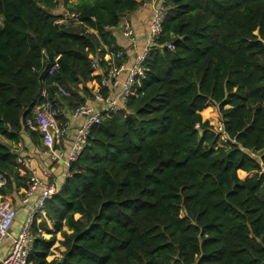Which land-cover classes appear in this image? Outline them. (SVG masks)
Returning a JSON list of instances; mask_svg holds the SVG:
<instances>
[{"label": "trees", "instance_id": "1", "mask_svg": "<svg viewBox=\"0 0 264 264\" xmlns=\"http://www.w3.org/2000/svg\"><path fill=\"white\" fill-rule=\"evenodd\" d=\"M145 1L64 0L79 21L62 23L58 0H0L1 194L29 188L14 146L23 129L40 137L25 124L40 93L58 82L70 109L93 99L86 84L129 58L113 29ZM165 5L141 86L92 127L44 203L62 257L47 260L56 232L38 233L29 264H264V0Z\"/></svg>", "mask_w": 264, "mask_h": 264}, {"label": "built area", "instance_id": "2", "mask_svg": "<svg viewBox=\"0 0 264 264\" xmlns=\"http://www.w3.org/2000/svg\"><path fill=\"white\" fill-rule=\"evenodd\" d=\"M147 6L152 7V15L147 29L146 43L133 60L131 66L127 67L126 63L122 65L113 64L108 75L102 79V82H98L95 86L91 87L94 92L93 99L95 101L104 102L105 108L101 112H94L87 102L72 109L71 113L73 117L83 116L86 120L78 128L73 147L67 155L69 165L78 160L83 153L86 144L88 143L92 127L101 123L106 115L119 111L124 106L128 97L135 94L138 87L141 86L142 80L145 77V67L143 63L148 53L156 44L157 39L160 37L168 13L165 0L145 1L142 4V7ZM60 14H63V17L60 19V22L62 23H68L70 19L76 22L79 21L78 16L75 13L60 12ZM117 28L120 29L121 33L126 38L130 39L132 43L136 42V30L129 17L123 18ZM167 47L172 48V44L167 43ZM121 56V52L116 54V57ZM109 57L111 60L112 56L106 55V58ZM93 67L96 69L98 68V64L95 61H93ZM59 68L60 64L56 58L52 64L50 73H53ZM123 72H127L126 78L123 81L122 88L115 93L113 92V88L118 83V76ZM52 86L55 87V94L51 95L49 91L43 90L40 93L37 102L27 112L25 116V124L28 128L38 131V133L41 134L43 143L48 149V154L53 158H59L62 156V153L57 150V144L61 142L65 128H63L58 121V116L60 114L58 99L62 96H69V91L58 82H53ZM101 87H107L106 95L100 91ZM215 130L218 133H224V127L221 123L218 128L215 127ZM222 138L224 139L225 136H222ZM18 162L23 165L26 164V161L23 158H18ZM29 181L30 185L26 190L27 196L23 199V202H28L29 198L38 191L40 192V197L38 202L32 208L27 220L24 222L21 231L15 235L11 233V229L17 217V209L12 198L0 193V242L7 237H10L12 241L10 252L0 260V264H29L34 240V215L38 211L44 210L45 201L58 193L55 186L40 179L35 174L30 175ZM4 182L5 178L0 173V187Z\"/></svg>", "mask_w": 264, "mask_h": 264}, {"label": "crops", "instance_id": "3", "mask_svg": "<svg viewBox=\"0 0 264 264\" xmlns=\"http://www.w3.org/2000/svg\"><path fill=\"white\" fill-rule=\"evenodd\" d=\"M152 7H140L134 14L129 18L132 21L136 34L137 40L135 43L128 38H126L120 31V29H113L117 42L121 45L127 55L128 61L126 66L130 67L133 63L135 57L139 54L141 49L146 43L147 38V29L151 20ZM119 31V32H118ZM97 74H105L104 69L98 65L96 69ZM127 72H123L118 76V83L113 88V92H117L122 88L123 81L125 80ZM98 81L93 80L88 82L87 87L91 88L96 85ZM88 104L92 107L94 112H101L105 108L104 102H99L93 100H88ZM60 114L58 116V121L60 125L65 128L62 140L57 144V150L62 153V156L59 158H53L48 154V149L44 145L43 140L40 137H37L30 130L23 129L21 131L22 141L14 146L15 151L19 154L18 158H23L26 161L25 170H21L22 174L26 172L29 173V177L32 174H35L40 179L49 182L55 186L59 191L65 184L68 176L70 175V165L68 164L67 155L73 147V143L76 137L78 128L85 122V117H73L72 109H70L67 101L64 100V96L59 97L58 99ZM204 116V115H203ZM204 119H206L204 117ZM25 188H20L19 190L14 191L12 194H6L8 197L12 198L17 209V217L14 224L12 225L11 233L13 235L21 231L24 222L27 220L30 212L34 205L38 202L40 197V192H36L31 196L28 202L24 203L23 199L26 198ZM45 210L38 211L33 218V228H34V240L38 236V233L43 236L45 239H50L53 236V232H56L54 228V223L45 218ZM47 222H44V221ZM41 223H47L48 229L39 228ZM38 228V229H37ZM38 230V231H37ZM57 240L54 245L51 247L50 254L47 256V260L51 261L53 259H60L63 255L64 246L60 245V240L63 239L60 232H56ZM12 241L10 237L4 238L0 242V260L4 258L11 249Z\"/></svg>", "mask_w": 264, "mask_h": 264}, {"label": "rangeland", "instance_id": "4", "mask_svg": "<svg viewBox=\"0 0 264 264\" xmlns=\"http://www.w3.org/2000/svg\"><path fill=\"white\" fill-rule=\"evenodd\" d=\"M58 1H59V5L55 10H56V12L64 13V0H58ZM116 29L118 30V28H116ZM205 111H207V112L204 113ZM203 115L207 120H209V122L214 127H217V128L219 127V125H220V113H219L218 108L216 106H209L208 108H206L203 111ZM247 176H248V173H246L244 171H240V177L241 178L245 179Z\"/></svg>", "mask_w": 264, "mask_h": 264}]
</instances>
